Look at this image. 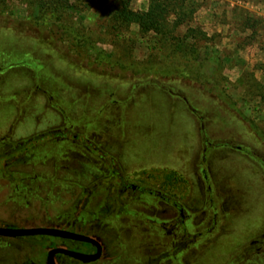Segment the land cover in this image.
<instances>
[{"label":"rangeland","instance_id":"374dc122","mask_svg":"<svg viewBox=\"0 0 264 264\" xmlns=\"http://www.w3.org/2000/svg\"><path fill=\"white\" fill-rule=\"evenodd\" d=\"M124 1L127 21L114 13L121 0H70L75 10L66 19L88 41L87 52L38 17L31 2H0V126L57 123L48 95L58 106L75 99L77 126L132 177L142 165L163 174L186 164L195 220L212 228V236L202 231L212 242L197 264H239L240 257L229 260L239 247L264 238V0H168L159 31L171 37L140 26L152 0ZM188 35L190 53H172L175 38ZM172 68L186 73L165 75ZM202 148L216 209L193 171ZM176 185L182 195L183 184ZM118 229L126 254L143 250L132 244L130 225Z\"/></svg>","mask_w":264,"mask_h":264},{"label":"flooded vegetation","instance_id":"af4514ba","mask_svg":"<svg viewBox=\"0 0 264 264\" xmlns=\"http://www.w3.org/2000/svg\"><path fill=\"white\" fill-rule=\"evenodd\" d=\"M51 102L48 95L57 123L27 130L0 126V229H48L89 240L0 234V264H197L212 242L202 231L208 227L212 236V228L195 220L186 164L180 172L168 168L163 174L157 166L142 165L132 177L111 151L91 142V133L77 126L75 99L66 106ZM201 151L193 171L205 202L216 209L213 167ZM258 165L264 173V159ZM148 168L151 172L144 173ZM179 183L182 195L174 189ZM123 223L131 226L137 238L132 244L142 245V251L124 252L118 237ZM234 257L242 258L239 264H264V238L239 247L229 260Z\"/></svg>","mask_w":264,"mask_h":264},{"label":"trees","instance_id":"16d2710c","mask_svg":"<svg viewBox=\"0 0 264 264\" xmlns=\"http://www.w3.org/2000/svg\"><path fill=\"white\" fill-rule=\"evenodd\" d=\"M27 2H31L36 7V13L38 17L42 18L47 16V20H49L52 23H55L58 27V29L61 32L62 38H69L73 41V44L78 47V49H82L84 52H87V50L91 49V47L88 44V41L86 38L83 39V36L81 33L77 31V29H73L74 26L72 25V18L69 20L66 19V17H73L72 11L75 10L74 6L70 3V0H24ZM2 2V0H0ZM168 0L165 2L159 1V0H152L147 12L143 13L139 17V24L143 28V31H149L152 30L154 32H161L160 35H163L164 37H171L170 31H159L162 26V20L161 17H163L166 14V7L168 8ZM29 3V4H31ZM121 7L122 9L117 11H114L115 14H117L118 17L125 18V21L128 20V16L130 15L128 11V1H122L121 0ZM163 3V4H162ZM182 4V3H181ZM72 12V13H71ZM71 13V15H70ZM75 30V31H74ZM68 35L69 37H67ZM205 36V35H204ZM173 38V37H172ZM191 38V36H184L179 37L177 36L175 38L176 45L171 49L172 53H175V51L179 52H185L190 53V47L187 49L188 43L187 41ZM206 39V38H205ZM207 40V39H206ZM161 43V42H160ZM160 72V71H159ZM163 72V71H162ZM165 75L168 74H177L178 76H184L185 71L184 69H177L172 68V70L165 69L164 71Z\"/></svg>","mask_w":264,"mask_h":264},{"label":"water","instance_id":"95a60500","mask_svg":"<svg viewBox=\"0 0 264 264\" xmlns=\"http://www.w3.org/2000/svg\"><path fill=\"white\" fill-rule=\"evenodd\" d=\"M56 234V235H63V236H70L75 239H81V240H89L86 237L74 235V234H68L64 232L59 231H52L48 229H29V230H3L0 229V234H6V235H29V234ZM76 255V254H75Z\"/></svg>","mask_w":264,"mask_h":264}]
</instances>
